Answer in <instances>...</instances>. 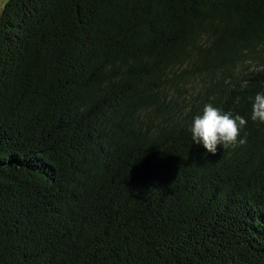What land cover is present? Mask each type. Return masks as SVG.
Returning a JSON list of instances; mask_svg holds the SVG:
<instances>
[{
	"label": "trees",
	"instance_id": "16d2710c",
	"mask_svg": "<svg viewBox=\"0 0 264 264\" xmlns=\"http://www.w3.org/2000/svg\"><path fill=\"white\" fill-rule=\"evenodd\" d=\"M260 92L264 0H6L0 264H264Z\"/></svg>",
	"mask_w": 264,
	"mask_h": 264
},
{
	"label": "clouds",
	"instance_id": "9594fccd",
	"mask_svg": "<svg viewBox=\"0 0 264 264\" xmlns=\"http://www.w3.org/2000/svg\"><path fill=\"white\" fill-rule=\"evenodd\" d=\"M251 119L264 123V92L257 93L252 104ZM247 120L239 114L225 112L220 107L209 103L202 115H197L190 128L191 139L196 144H203L207 152L215 154L218 146L223 149L236 148L247 143V134L241 137V130Z\"/></svg>",
	"mask_w": 264,
	"mask_h": 264
},
{
	"label": "rangeland",
	"instance_id": "374dc122",
	"mask_svg": "<svg viewBox=\"0 0 264 264\" xmlns=\"http://www.w3.org/2000/svg\"><path fill=\"white\" fill-rule=\"evenodd\" d=\"M5 1L6 0H0V10H1V8H2V6H3V4H4Z\"/></svg>",
	"mask_w": 264,
	"mask_h": 264
}]
</instances>
